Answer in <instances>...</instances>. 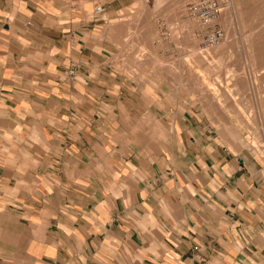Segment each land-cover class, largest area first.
Listing matches in <instances>:
<instances>
[{"label": "crops", "instance_id": "0c3cea01", "mask_svg": "<svg viewBox=\"0 0 264 264\" xmlns=\"http://www.w3.org/2000/svg\"><path fill=\"white\" fill-rule=\"evenodd\" d=\"M136 14L0 0V264H264L238 119Z\"/></svg>", "mask_w": 264, "mask_h": 264}, {"label": "rangeland", "instance_id": "374dc122", "mask_svg": "<svg viewBox=\"0 0 264 264\" xmlns=\"http://www.w3.org/2000/svg\"><path fill=\"white\" fill-rule=\"evenodd\" d=\"M129 1L132 7H148L152 11L136 14L134 27H141L142 19L151 17L148 21L155 34L149 36V42L159 40L158 48L186 55V61L194 59L190 69L203 71L208 101L219 107L229 106L230 115L239 123L235 136L238 151L241 148L250 157L264 190V0H218L221 4L218 24L224 38L204 50L194 37L197 23L183 12V6L190 0ZM156 19L168 26L169 40L160 39L154 25Z\"/></svg>", "mask_w": 264, "mask_h": 264}, {"label": "built area", "instance_id": "2783aa9c", "mask_svg": "<svg viewBox=\"0 0 264 264\" xmlns=\"http://www.w3.org/2000/svg\"><path fill=\"white\" fill-rule=\"evenodd\" d=\"M183 12L186 17L195 20L198 29L194 33V37L198 41V46L201 50L212 48L220 43L224 38V33L218 24V19L221 14V4L218 0H190L183 6ZM105 7L98 5L93 11V15H103ZM156 29L160 33V39L167 41L171 34L166 23L156 19ZM154 42H160L156 40ZM75 75L74 69H70L69 78Z\"/></svg>", "mask_w": 264, "mask_h": 264}, {"label": "bare ground", "instance_id": "6f19581e", "mask_svg": "<svg viewBox=\"0 0 264 264\" xmlns=\"http://www.w3.org/2000/svg\"><path fill=\"white\" fill-rule=\"evenodd\" d=\"M181 1V0H180ZM176 4H178V3H176ZM229 133V132H228ZM226 134V133H225ZM232 134H233V132H232ZM232 136V135H231ZM234 137V136H233ZM235 140V139H234ZM232 141V140H231ZM230 141V142H231ZM235 143V142H234ZM236 144V143H235ZM238 147H239V145H237ZM240 151H241V148H240ZM239 152V151H238Z\"/></svg>", "mask_w": 264, "mask_h": 264}]
</instances>
